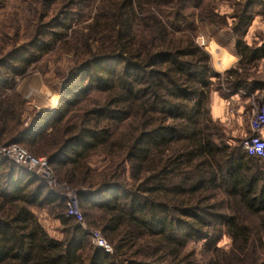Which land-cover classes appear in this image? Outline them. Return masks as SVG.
<instances>
[{
  "label": "trees",
  "instance_id": "obj_1",
  "mask_svg": "<svg viewBox=\"0 0 264 264\" xmlns=\"http://www.w3.org/2000/svg\"><path fill=\"white\" fill-rule=\"evenodd\" d=\"M31 1L41 11L34 38L0 58V146L16 143L46 158L60 182L77 187L86 225L112 253L90 242L43 182L0 157V264H264L257 254H264V159L223 139L208 106L220 75L194 42L190 6L211 22L220 19L214 7L205 0H177L171 10L147 8L170 0ZM228 1L236 7L230 17L240 61L223 83L263 90L248 80L264 41L248 46L243 38L253 18L264 17V2ZM54 5L60 8L50 16ZM54 49L72 51L76 65L55 108L34 111L25 126L27 101L8 91ZM93 156L107 161L102 171L90 168ZM44 209H61L54 215L61 240L33 213ZM224 234L231 255L217 246ZM199 241L205 254L197 260L186 249Z\"/></svg>",
  "mask_w": 264,
  "mask_h": 264
},
{
  "label": "rangeland",
  "instance_id": "obj_2",
  "mask_svg": "<svg viewBox=\"0 0 264 264\" xmlns=\"http://www.w3.org/2000/svg\"><path fill=\"white\" fill-rule=\"evenodd\" d=\"M240 1L244 2L245 0H240ZM261 1L264 2V0ZM233 2L234 1L230 2L228 0L204 1L205 5L214 7L213 8L214 15H216L221 19V20L220 19L216 20L215 22H211L206 18L204 19L199 17L201 16V11L200 8L195 3H193L189 8L196 22L195 26L197 31L194 35V42L198 47L203 49L204 52L210 55L209 58L210 57L212 58L210 62V66L211 64H213L212 60L214 59V63L216 65L215 70H220L219 65H217L216 63L224 55L223 53L234 54V47L232 45H229L230 42H234V40H232L233 35L231 30L233 19H231L230 17L233 14V12L236 10V7H234ZM54 6L51 7V10L49 12L50 16L53 15L55 8L56 9L60 8L58 5H54ZM177 6H178L177 0H170V2L166 5H162V6L149 5V7L147 8L156 7V8H168L167 10L169 9L171 10V8H177ZM256 8L260 10L259 9L260 7H256ZM74 11L75 10H72V12ZM40 13H41L40 8L36 6L34 3H32L31 0L5 1V3L0 7V50H1L0 58H2L7 53V51L13 49L14 47H17L22 43H25L26 41H31L34 38L35 36L34 33H35L36 25L39 22L38 17ZM224 21L226 22V24L223 23ZM253 21H255L254 27L252 29L253 35L250 37H252V39H258L256 40L257 42L255 44L257 45L258 43H260V41L264 39V32H263L264 29H261L264 28L261 26V24H264V17L255 16L252 22ZM221 51L224 52L221 53ZM75 60L76 59L73 57L72 51L66 52L61 50L57 51L56 49H54L48 52L47 54L43 55L40 58V60H38L36 63L29 66L22 76L16 77L15 85L12 90L8 91V94L21 95L27 101V106L25 111V126L27 125L28 121L31 118V114H33L34 111L40 109L50 110L51 108L52 109L55 108L62 82L64 81V79H66L68 71L76 65ZM228 64L224 63L222 67L223 66L228 67ZM238 67L239 66H237V68ZM254 67L255 66H253L252 64L250 66V70L252 71ZM224 78L225 76L223 74V76L220 75V80L218 81L219 83L213 80L214 86L211 93L217 92L221 98H225L228 100L227 104H225L226 106L225 114L223 117L221 116L219 120L214 119L213 117L212 118L215 120L214 123L218 125L221 133L223 134L224 136L223 139L225 140L226 144L241 149L240 147L241 142L245 138H247L250 133L248 130V122L251 117L250 116L251 109L256 106L259 107L260 105L264 104V89L254 94L250 91L247 92L246 90L243 89L242 90L243 93H247L250 97L248 96V99L245 101L246 103L242 104L241 110H238L237 102L231 99L230 97L231 93L229 92L230 90L227 89L225 84L223 83ZM250 78H256V79L258 78L257 80L264 81L263 75L255 74L254 76L252 72L250 73ZM218 84L221 89L220 91L217 90ZM208 106H209V99H208ZM37 158H44V157H37ZM106 164L107 161H104L102 156H93L89 162L90 168H92L95 172L102 171V169L106 166ZM51 170L54 180L52 189H50L47 186V184L44 181H42L40 178L36 176L34 177H36L39 181L43 182L51 192H53L55 195L59 196L62 199L63 201L62 204L65 208V212H66V203L68 202V198H71L72 200H76L77 208L82 216L83 208L81 207L78 200L77 187L70 186L67 183L59 184L63 182H60L58 180L52 168ZM60 212L61 209H57V211L55 212H51L48 209L33 211L34 215L36 216V218L38 219L39 223L44 228V230L47 232V234L50 237L57 240H61L63 238V234L61 231L62 224L59 221V219L54 216ZM74 220L83 229L85 235H88V232L90 230H94L86 225L83 216H82V224H80L77 221V219ZM88 239L90 240L89 237ZM263 241H264V236H263ZM202 242L203 241L190 243L186 249L188 252L193 253L194 258H196L197 260H200L202 257H204L203 253L205 254V250L204 248H202L203 247ZM217 246L225 254L231 255V253H233L232 239L227 234L221 236V239L218 242ZM257 254H259L260 258L262 257V260H264L263 253H260V251L257 250Z\"/></svg>",
  "mask_w": 264,
  "mask_h": 264
},
{
  "label": "built area",
  "instance_id": "obj_3",
  "mask_svg": "<svg viewBox=\"0 0 264 264\" xmlns=\"http://www.w3.org/2000/svg\"><path fill=\"white\" fill-rule=\"evenodd\" d=\"M223 52L221 51V53ZM223 54L224 55L221 59L218 61L216 60V64L220 67V70L218 71L221 76H223L227 70V67H222V65H224V63H229V66L233 62L232 57L226 53ZM211 59L212 58L210 57V61ZM212 62L213 66L216 68L214 59ZM250 116L251 117L248 122V130L250 133L249 136L241 142L240 147L249 156L264 159V104L259 107L256 106L252 108ZM0 157L6 158L14 165L28 171L29 174L40 178L50 189L53 188L54 180L52 170L45 158H37L31 155L26 149L16 143H12L7 146H0ZM59 184L65 183L63 182ZM66 216L77 219V221L82 224V216L77 208L76 200L68 198V202L66 203ZM88 237L95 247L102 249L108 254L112 253L111 246L105 241L98 231L90 230L88 232Z\"/></svg>",
  "mask_w": 264,
  "mask_h": 264
},
{
  "label": "crops",
  "instance_id": "obj_4",
  "mask_svg": "<svg viewBox=\"0 0 264 264\" xmlns=\"http://www.w3.org/2000/svg\"><path fill=\"white\" fill-rule=\"evenodd\" d=\"M255 21H256V20H255ZM255 21H253V22L250 24V26L248 27L247 32H246V34H245V36H244V38H243V41H244L248 46H251V45H253V44H256V42H257L256 40H258V39H252V37H250V36L253 35L252 29H253V27H254ZM261 26L264 27V24H261ZM258 28H260V27H258ZM261 29H264V28H261ZM263 32H264V30H263ZM231 36H232V35H231ZM232 40H233V39H232ZM232 40H231V41H232ZM263 40H264V39H263ZM263 40L260 41V43H258L256 46H259V45L263 42ZM229 45H232V46L234 47V54H232V53L228 54L230 57H232L233 62L227 67V70H226V71H228V70H230V69H235V68H237V66H238V64H239V61H240V57L237 55V52H236V50H235L234 42H230ZM209 56H210V55H209ZM210 62H211V61H210ZM212 65H213V64H211L212 69H213L217 74H219L220 72H219L218 70H215V67L212 66ZM253 66H255L257 69L254 67V69H253L252 71L249 70L250 73L252 72V73L254 74V76H255V74H256V75H263V76H264V57L261 58V59H259V60L254 61ZM251 69H252V68H251ZM257 79H258V78H257ZM257 79H256V78H250V80H248V82H250V83H248V84H250L249 86H252L253 83L256 82V81H258L260 84H263V83H264L263 80H257ZM242 90H243V89H237V90H233V91L230 90V91H229V92L231 93V96H230L231 99L237 102V109H238V110H241V106H242V104H243V103H246L245 101L248 99V96H249L247 93H243ZM260 91H262V90H260V89H255L252 93L254 94V93H256V92H260ZM210 94H211V95H210ZM210 94H209V106H210V112H211V115H212V117H213L214 119L219 120L220 117H221V116L223 117L224 114H225V110H226V106H225V104H227L228 100L225 99V98H221L217 92H213V93L210 92ZM249 97H250V96H249ZM51 109H52V108H51ZM51 109H50V110H51ZM250 109H251V107H250Z\"/></svg>",
  "mask_w": 264,
  "mask_h": 264
}]
</instances>
